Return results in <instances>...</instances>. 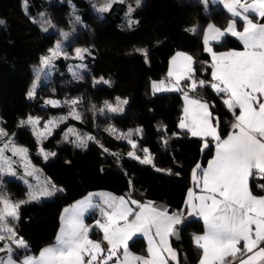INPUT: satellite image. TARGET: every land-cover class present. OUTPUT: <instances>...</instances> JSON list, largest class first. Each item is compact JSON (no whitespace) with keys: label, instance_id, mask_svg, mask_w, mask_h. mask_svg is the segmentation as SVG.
I'll list each match as a JSON object with an SVG mask.
<instances>
[{"label":"trees","instance_id":"obj_1","mask_svg":"<svg viewBox=\"0 0 264 264\" xmlns=\"http://www.w3.org/2000/svg\"><path fill=\"white\" fill-rule=\"evenodd\" d=\"M21 1L0 0V21H3L0 24V128L11 135L14 142L26 147L29 160L63 191L39 202L21 205L15 231L28 249L25 253V250L14 247V258L35 254L43 245L51 243L59 223L60 209L92 189H105L115 194L126 191L132 200L138 202L156 200L164 203L165 207L181 208L189 185V170L198 163L201 166L205 163L213 142L208 139L209 147L202 150L203 138L191 137L185 129L177 127L182 92L160 91L154 94L149 91V82L165 73L167 58L175 50L193 58L197 80L210 81L209 57L202 50L201 31L208 22L223 28L230 17L218 3L208 0H141L138 7L132 6L135 10L128 19L135 23L129 27L125 21L128 0L112 3L110 10L100 15L88 9L90 0H24L25 12ZM67 2L82 24L76 27L64 46L88 49L86 71L79 79L70 77L58 58L54 71L45 76V82L38 86L36 95L26 98L27 88L33 80L30 66L47 53L57 38V33L52 30L41 31L32 18L38 20L36 14H43L54 28L66 29L70 26ZM211 47L213 50H225L239 48L240 45L226 34L219 42H211ZM91 78H103L109 83L92 84ZM194 94L208 103L213 123L219 122L218 132L223 136L233 114L224 106L221 96L210 86L198 88ZM45 96L53 97L61 105H40V97ZM118 97L128 101L123 105V112L103 115L98 112L103 102H111ZM72 99L79 100L76 107L81 120L68 117L59 123L52 135L41 139V148L56 153L44 160L35 152L36 141L29 127L22 126L20 120L35 116L41 122L49 116L61 114L65 108L63 101ZM107 123L120 133L127 128L138 127L141 133L135 137L137 147L133 149L122 139L111 136L103 128ZM67 125L91 134L95 140L89 141L86 148L59 141ZM145 148L151 154L152 164H142L123 155L124 151L132 149L141 157L145 155ZM111 151L117 154L113 155ZM261 184H264V179L257 174L250 176L249 186L253 193H264L258 187ZM1 188L12 201L22 199L26 194V187L19 180L4 179ZM94 214L92 209L84 220L91 224L89 236L97 239L100 230L95 226ZM200 231L199 218H184L177 240L171 239L179 264L195 263L199 249L193 236ZM128 249L144 254L142 238L132 237L128 241ZM180 249L184 252L185 263L180 259Z\"/></svg>","mask_w":264,"mask_h":264},{"label":"snow or ice","instance_id":"obj_2","mask_svg":"<svg viewBox=\"0 0 264 264\" xmlns=\"http://www.w3.org/2000/svg\"><path fill=\"white\" fill-rule=\"evenodd\" d=\"M114 2L123 3L124 0H108L96 10L99 13L108 12ZM140 3L141 0H136L137 7ZM222 3L232 17L243 22V30H237L235 20H231L223 30L212 24L205 29L203 43L204 51L211 56V81L197 80L193 58L177 52L171 58L167 78L153 81L151 87L154 94L159 91L182 92L184 107L178 127L186 129L192 136L203 138L205 142L202 150L209 147L208 138L215 144V155L209 160L207 168L202 169L198 163L192 172L193 182L200 188V194L189 189L185 200L188 215L200 217L204 225L203 234L193 236L195 246L202 252L199 264H264V247L261 246L264 244V195H254L249 186V178L254 174L264 179V23L254 22L250 18L254 14L264 19V0H222ZM134 10L129 7L127 15L130 17ZM134 23V20L128 19L129 27ZM45 24L48 26H44ZM50 26L47 21L41 25L43 31H48ZM226 34L240 41L243 50L220 53L213 51L211 42H219ZM61 35L67 39L69 34ZM85 53H88V49H75L77 59L83 60ZM61 55L67 56L58 41L49 50V55L41 58L42 69L52 65ZM145 58L147 61L146 53ZM84 68L86 65L81 63L70 66L69 71L79 79V72L75 69ZM101 81L109 83L103 78ZM205 86H210L222 96L224 106L234 116L232 131L226 138H221L218 132L219 122L213 123L208 103L190 95ZM28 95L32 97L34 90ZM127 102L119 97L115 105L106 101L105 107L99 109V112L102 115L105 112H123V105ZM45 103L53 107L61 105L56 100ZM63 103L70 107L68 116L46 121L43 129L37 128L40 120L36 117L29 116L27 120L20 122L22 126L27 124L32 127L38 144L41 139L52 135L59 123L68 117L81 120L76 107L79 100L72 99ZM106 131L110 134L116 132L111 126ZM140 133L141 130L137 129L135 133H122L118 138L127 139L135 149L137 144L131 137ZM63 139L76 148H86L88 142L95 140V137L87 133L81 134L69 127ZM9 152L11 155H6ZM144 152L143 159L136 156L135 152H129L128 155L142 164H152L149 150L145 148ZM39 154L44 160L56 155L43 148H39ZM17 162L24 168L25 177L31 176L37 183L29 184L28 199L25 201L14 202L6 193H0V242L11 241L0 248V252L6 253V256H0V264H110L114 258L115 264H169L170 261L179 264L177 253L169 244V237L176 234L175 226L182 219L180 215L170 214L167 209L158 208L152 202H129L125 197L107 193L89 194L63 209L61 227L54 245L42 249L38 256L24 254L19 260L15 259L12 245H15V249L25 250V253L28 249V245L17 237L15 231L21 205L39 202L42 198L55 195L57 191H63L50 179L41 181L35 175L39 170L28 158V149L17 145L13 137L0 128V173L7 172L15 176L13 164ZM24 182L27 184V179ZM129 184L131 187V181ZM258 187L264 190V184ZM94 195L101 197L99 204L94 203ZM130 204L139 210L135 211ZM88 209L99 210L101 218L95 221V226L103 233V240L107 243L106 254L99 241L89 238L91 226L84 223V214ZM137 233H142L148 240L147 258L132 256L128 252V241ZM241 243L242 249L239 247ZM120 249L124 250L123 258L120 256Z\"/></svg>","mask_w":264,"mask_h":264},{"label":"rangeland","instance_id":"obj_3","mask_svg":"<svg viewBox=\"0 0 264 264\" xmlns=\"http://www.w3.org/2000/svg\"><path fill=\"white\" fill-rule=\"evenodd\" d=\"M91 2L89 3V6H88V9H90V10H93V11H95L97 14H101V13H99L96 9H98L99 7H101L102 5H104V4H106L107 2H108V0H90ZM67 4H68V6H69V9H68V13H67V15H68V18H69V20H70V26L68 27V28H66V29H58V28H54L51 24V26L50 27H48V31L49 30H52V31H54L55 33H57V38L53 41V43H52V45H51V47L49 48V50L50 49H52V48H54L55 47V45L57 44V42L59 41V42H61V44H62V49H63V52L64 53H66L67 54V56L65 57L64 55H61L59 58H60V60L62 61V63H63V65H64V67H65V71H66V73L70 76V77H73V78H75L74 76H73V74H72V72L71 71H69V67L70 66H76V65H79V64H84L85 65V59H86V55L88 54V53H85L84 54V58H83V60H80V59H77L76 58V56H75V49H77V48H81V49H87V48H85V47H82V46H72V47H70V48H66L64 45L67 43V41H68V39L70 38V36L74 33V31H75V29H76V27H78V26H80L82 23H81V21L80 20H77V13L74 11V9H73V7L71 6V4L69 3V2H67ZM133 5H136V0H128V3H127V5H126V12H128V8L129 7H132ZM21 8H22V10H23V12H25V10H26V3H25V1L24 0H22L21 1ZM125 15V12L123 13V16ZM126 17V19H125V21L126 22H128V15H126L125 16ZM36 18H38V20L37 19H34V18H32L34 21H36L38 24H39V26H40V28H41V31H43L42 30V27H41V25H42V23L44 22V21H47L46 19H44V17L41 15V14H36ZM48 22V21H47ZM209 24H211L210 22H208L207 23V25H209ZM213 25V24H212ZM44 26H48L47 24H45ZM225 29V28H224ZM43 32H46V31H43ZM61 33H68L69 35H68V38L67 39H65L62 35H61ZM203 43V42H202ZM49 50L47 51V53L44 55V56H42V57H45V56H48L49 55ZM42 57H40L39 58V60H38V62L37 63H35V64H33V65H31L30 66V69H31V71H32V73H33V80H32V82L29 84V86H28V88H27V91H26V98H30L29 97V95H28V93L30 92V91H33L34 90V95H36V90H37V88H38V86L40 85V84H43L44 82H45V76H47L48 74H50L52 71H54V69H55V61L58 59H55L53 62H52V65H50L49 67H47V68H43L42 69V67H41V58ZM76 71H78L79 72V76L81 77V74L82 73H84L85 71H86V68H84V69H75ZM97 81H101V78H91V83L92 84H96V83H98ZM154 80H150V83H151V85H152V82H153ZM150 83H149V85H150ZM150 87V89H149V91L150 92H153V90H152V87L151 86H149ZM33 95V96H34ZM32 96V97H33ZM121 100H125V98H120ZM48 100H56V99H54L53 97H51V96H45V97H40V105H50V104H46L45 103V101H48ZM57 101V100H56ZM64 102V101H63ZM108 103H110V104H113V105H115L116 103H117V98H115L113 101H111V102H108ZM65 105V108H64V112L63 113H61V114H58V115H56V116H49V117H47L46 119H44L43 121H41L40 123H39V125H37V128H39V129H43V126H44V123L46 122V121H48V120H51V119H53V118H59V117H61V116H68V113H69V111H70V107L67 105L66 106V104H64ZM50 106H52V105H50ZM105 107V102H103L101 105H100V107L98 108V112H99V109H101V108H104ZM78 111V110H77ZM79 112V111H78ZM105 113H107V114H118V113H108V112H105ZM120 113V112H119ZM29 116H26L25 118H23L22 120H20V122L21 121H24V120H27V118H28ZM31 117H35V116H31ZM37 118V117H36ZM71 118V117H70ZM26 126H28L29 127V129H30V133H31V135L33 136V138L35 139V141H36V150H35V152L37 153V154H39V148H41L40 146H39V144L37 143V137L36 136H34L33 135V131H32V127L30 126V125H27V124H25ZM69 127H73V126H70V125H67L63 130H62V132H61V134H60V138H59V141H61V142H63L64 141V139H63V137H64V134H65V132H66V130L69 128ZM110 127V125L107 123L105 126H103V128H104V130L106 131V129H108ZM73 128H75V127H73ZM113 128V127H112ZM79 133H81V134H85L86 132H83V131H81V130H79V129H77V128H75ZM137 129H139L138 127H132V128H128L127 130L125 129L124 131H122V133H124V134H126V133H128V132H133V133H135L136 132V130ZM108 133H109V131H107ZM122 133H120V132H118L117 130H116V132H115V134H110L111 136H113L114 138H118V136L120 135V134H122ZM87 134H89V133H87ZM89 135H91V134H89ZM9 136H11V135H9ZM92 136V135H91ZM138 135H133L132 137H131V139H133L134 141H135V137H137ZM120 139H122V138H120ZM4 140L6 141L7 140V137H5L4 138ZM124 142H127L128 143V140L127 139H122ZM16 143V142H15ZM17 145H19V146H23V145H21V144H19V143H16ZM72 144V143H71ZM129 144V143H128ZM73 145V144H72ZM130 145V144H129ZM24 147V146H23ZM46 151V150H45ZM46 152H50V151H46ZM52 152V151H51ZM129 152H133L132 151V149H129V150H126V151H124L123 152V155L125 156V157H128V158H131V157H129V155H128V153ZM111 154H113V155H116L117 154V152H115V151H111ZM6 155H11V153L9 152V153H6ZM40 155V154H39ZM41 156V155H40ZM137 156V155H136ZM144 156L145 155H142L141 157H139L140 159H143L144 158ZM42 157V156H41ZM29 158V157H28ZM43 158V157H42ZM15 159V158H14ZM133 159V158H132ZM134 160H136V161H138L139 162V160L138 159H134ZM31 164L36 168V169H38V167L34 164V163H32L31 162ZM13 168H14V170H15V172H16V175L15 176H13V175H10V174H8L7 172H5V173H0V193H2V182H3V180L4 179H14V180H25V179H27V181H28V183L26 184L25 182V187H26V194H25V196L22 198V199H19V200H16V201H14V202H17V201H25V200H27L28 199V192H29V184H31V185H36V183H37V181H36V179H34L33 177H31V176H29V177H25V170H24V168L20 165V163L19 162H17V163H14L13 164ZM39 170V169H38ZM35 175L36 176H38L39 178H40V180L41 181H43L44 180V176L41 174V172H40V170L37 172V173H35ZM30 178H33V182L32 183H29V182H31V179ZM30 179V180H29ZM166 209V208H165ZM171 214H176V215H180L181 217H183L182 215V210L181 209H173L171 212H170ZM184 218V217H183ZM5 243H11V241H5Z\"/></svg>","mask_w":264,"mask_h":264},{"label":"crops","instance_id":"obj_4","mask_svg":"<svg viewBox=\"0 0 264 264\" xmlns=\"http://www.w3.org/2000/svg\"><path fill=\"white\" fill-rule=\"evenodd\" d=\"M208 1H209V2H216V3H218V4L220 5V7L223 9V11H224V12L230 17V18L228 19L227 23L225 24V26H224L223 28H220L221 30H223L224 28H226L227 25H228V23H229L231 20L238 21V24H237V30H241V31L243 30V22H242L241 20H239V18H234V17L231 16V14H230V13L227 11V9L224 7V4L222 3V0H208ZM251 15H254V14H251ZM251 15H250V18L253 19L254 22H261V23H264V19H263L262 21H260V20H258L259 17H257V16L254 15L255 17L252 18ZM207 26H208V25H207V23H206V24L203 26V28H202V31H201V43L203 42V35H204V31H205V29L207 28ZM228 35H230V34H228ZM230 36L233 37L232 35H230ZM233 38L239 43V45H240L239 48H228V49H225V50H213V51H215V52H217V53H220V52H226V51H229V50H243V45L241 44V42L238 41L235 37H233ZM202 50L204 51V43H202ZM177 52L185 53V52H182V51H179V50H175V51H173V52L168 56V58H167V63H166V70H165V73H164L160 78H158L157 80H154V81H157V82H158V81H160V80H162V79H166V78H167V73H168V69H169V64H170L171 58H172ZM204 52H205V51H204ZM205 53H207V52H205ZM185 54H187V53H185ZM207 54H208V57H209V62H208V66H209L210 63H211V56L209 55V53H207ZM187 55H189V54H187ZM209 75H210V81H211V68H210V67H209ZM149 83H150V82H149ZM149 86H151V83H150ZM210 88H211V87H210ZM149 89H150V87H149ZM211 89H212V88H211ZM212 90H213V89H212ZM213 91H214V90H213ZM159 92H160V91H159ZM214 92H215V91H214ZM215 93H216V92H215ZM190 95L193 96V97L199 98L201 101L205 102L204 100H202L199 96L195 95L194 93H190ZM220 96H221V95H220ZM180 99H181V112H180V116H179V118H178V120H177V123H176L177 127H178V125H179V122H180L181 116L183 115V107H184L183 93L180 94ZM221 99H222V96H221ZM236 111H237V114H238V111H239V110L237 109ZM221 119L224 120L225 117H222ZM232 123H234V116H233L232 120L230 121L229 125L227 126V129H226L225 134H224L223 136H221V138H226L227 135H228V133H229L230 131H232V128H231ZM178 128H179V127H178ZM127 129H128V128H127ZM127 129H126V130H127ZM129 129H130V128H129ZM185 130H186V129H185ZM186 132H187V134H188L189 136H191V137H198V136H192L187 130H186ZM199 138H201V137H199ZM208 139H211V138H208ZM214 155H215V144H214V142H213V145H212V147H211L210 155H209V157L207 158V160L205 161V163L201 166L202 169H203V168H207L209 160H211V159L214 157ZM195 167H196V166H195ZM195 167H192V168L189 170V173H188L189 185H188V187L186 188L185 193H184V197H183V205H182L181 208H179V209L182 210V214H183L182 216H183L184 218L191 217V216H196V215H191V216H189V215H188V212H187V208H186V206H185V200H186V198H187V194H188L189 189H192L195 193L200 194V188H198V187L195 186V184H194V182H193V178H192V172H193V169H194ZM41 174H42V173H41ZM42 175H43V174H42ZM43 176H44V175H43ZM43 178H44V180H47V179H48L46 176H44ZM30 179H31V182H29V183H32L34 180H33V178H30ZM30 179H29V180H30ZM19 181L22 182L23 184H25L23 180H19ZM56 187H57L58 189H60L59 186H56ZM95 193H107V194H110L111 196H115V197H125V199L129 200V202L132 200L127 194H125V195H123V194H115V193H113V192H111V191H108V190H105V189H92V190H89V191L85 192L84 194H82L81 196H79L78 198L74 199L73 201H71L70 203L66 204L65 206H63V207L60 209V211H59V223H58L57 229H56V231H55V237H54V240H53L51 243H48V244L43 245V246L38 250L37 253H35V254H30V255L38 256V255H39V252H40L42 249L54 245V243H55V239H56V236H57V234H58V232H59V230H60V227H61V219H60V218H61V214H62V212H63V209H65L66 207H70L71 205L75 204L76 202H78V201L84 199V198H85L86 196H88L89 194H95ZM253 194H254V195H257V196L264 195V193H261V194H255V193H253ZM47 198H49V197H47ZM42 199H46V198H42ZM93 201H94V203L99 204V203L101 202V197H100V196H96V195H94V196H93ZM140 203H141V204H144V203H147V202H140ZM130 207H132L135 211H138V210H139L138 208H136L135 205H131V204H130ZM165 208H166V207L164 206V208H162V209H165ZM91 210H92V209H88V210L85 212L84 216H85L88 212H90ZM93 210H94V213H95V214H94V223H95V221H96L97 219H100L101 217H100V214H99V210H98V209H93ZM172 210H173V209L171 208V210L168 211V212L170 213ZM170 214H171V213H170ZM196 217L199 218V220H200V223H201V231H200L198 234H194V235H201V234H203V232H204L203 221H202V219H201L200 217H198V216H196ZM84 223H85L86 225H89V226L91 225L90 223H88V222L85 221V220H84ZM98 229H99V228H98ZM99 230H100V229H99ZM135 236H139V237L142 238L143 245H144V254H139V253L134 252V251H131V250H129V249H128V252H129L132 256H143V257L147 258V257H148V240L144 237V235H143L142 233H137V234L134 235L133 237H135ZM89 238L92 239V240H95V241H99V242L101 243L102 248L105 249V254H106V251H107V243L103 240V233H102L101 231H100L99 237H98L97 239L92 238V237H90V236H89ZM4 244H5V241H2L0 248H2V247L4 246ZM169 244H170V246L172 247V249L175 250V252L177 253L176 249H175V248L173 247V245L171 244V237H169ZM261 246L264 247V244H262ZM12 247L14 248L15 245H12ZM239 247L242 249V248H243V244L241 243V244L239 245ZM123 251H124L123 249H120V256H121V258H123ZM201 254H202V252H201V250L199 249V255H198V258L196 259V261H195L194 264H199V259H200ZM23 255H24V254H23ZM23 255H21L20 257H18L17 260H19ZM165 255H167V254L165 253ZM0 256H6V253H5V252H0ZM229 259H230V258H229ZM177 260H178V254H177ZM170 262L173 263V264H175V262H172V261H170ZM110 264H115V258H114V260H113L112 262H110Z\"/></svg>","mask_w":264,"mask_h":264},{"label":"water","instance_id":"obj_5","mask_svg":"<svg viewBox=\"0 0 264 264\" xmlns=\"http://www.w3.org/2000/svg\"><path fill=\"white\" fill-rule=\"evenodd\" d=\"M122 194L125 195V194H126V191H124ZM151 202H152V204H153L154 206H156V207H158V208H164V203H162V202H160V201L153 200V201H151ZM166 209H167V211H170V210H171V207H166ZM183 222H184V218L182 217V219H181V223L175 226V228H176V234L173 235V236H171V239H172V240H174V241L177 240V238H178V232H179V229L181 228V226L183 225ZM180 259H181V261H182L183 263L186 262V258H185V255H184V252H183L182 249H180Z\"/></svg>","mask_w":264,"mask_h":264}]
</instances>
